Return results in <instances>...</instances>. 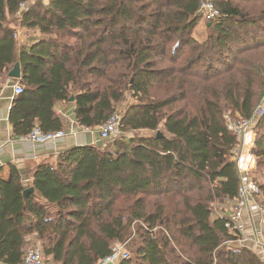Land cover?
Here are the masks:
<instances>
[{
    "label": "trees",
    "instance_id": "1",
    "mask_svg": "<svg viewBox=\"0 0 264 264\" xmlns=\"http://www.w3.org/2000/svg\"><path fill=\"white\" fill-rule=\"evenodd\" d=\"M201 1L0 0V80L19 62L23 87L8 114L14 136L63 130L58 102L97 128L126 96L122 130L155 132L119 137L114 153L69 148L27 182L9 166L1 264H23L36 243L53 264H98L117 244L128 254L117 264H264L229 244L239 235L213 206L231 203L240 181L224 113L250 119L264 102V0H212L220 17L198 41ZM16 25L41 37L20 43ZM255 129L264 205V109Z\"/></svg>",
    "mask_w": 264,
    "mask_h": 264
},
{
    "label": "built area",
    "instance_id": "2",
    "mask_svg": "<svg viewBox=\"0 0 264 264\" xmlns=\"http://www.w3.org/2000/svg\"><path fill=\"white\" fill-rule=\"evenodd\" d=\"M199 12L206 20H217L220 17L219 10L212 0H202ZM20 31L15 29L13 37L19 41ZM12 99L22 93L23 87L14 81L12 85ZM11 99V101H12ZM264 100V99H263ZM11 104L9 106V109ZM264 109V102L260 104L254 115L250 119H242L238 114L232 115L230 112L224 113L227 128L236 135V143L232 149V159L236 164L240 174V181L234 200L227 205H220L215 209L216 213L225 219V227L231 234H238V238L230 240L229 244L238 247H248L260 253L264 261V205L262 204L261 190L258 182L254 179L253 173L257 168V161L253 153L256 141L255 122L257 116L261 115ZM122 114L115 110L105 122L97 128L99 139L103 142L102 150L115 152V141L127 134V132L137 133L136 130L124 131L121 128ZM89 130L90 128H85ZM141 131V130H140ZM144 131V130H143ZM146 132H150L145 130ZM154 134L155 132H151ZM65 130L44 132L38 124H34L29 133L23 138L33 144H44L51 140H57L65 136ZM149 135V134H148ZM256 212L257 227L252 228L253 233L248 236L244 227L245 216H250ZM127 251L122 244L115 245L111 253L104 257L98 264H117L121 259L127 258ZM23 264H53L44 257L38 245L29 247L25 253Z\"/></svg>",
    "mask_w": 264,
    "mask_h": 264
},
{
    "label": "crops",
    "instance_id": "3",
    "mask_svg": "<svg viewBox=\"0 0 264 264\" xmlns=\"http://www.w3.org/2000/svg\"><path fill=\"white\" fill-rule=\"evenodd\" d=\"M39 33V32H38ZM23 40H21L22 42ZM13 80L8 76L0 80V178L10 176V167L13 166L27 182L32 175L33 166L48 158L54 161L58 153L76 146L91 145L101 148L104 144L99 139L95 129L86 130L78 126L73 117V105L58 102L55 111L64 120L65 136L42 144H33L23 137L14 136L12 126L8 121L9 106L12 99ZM259 215L254 212L245 216L244 227L250 236L252 228L257 227ZM260 255V253H258ZM261 256V255H260ZM1 264V263H0Z\"/></svg>",
    "mask_w": 264,
    "mask_h": 264
},
{
    "label": "rangeland",
    "instance_id": "4",
    "mask_svg": "<svg viewBox=\"0 0 264 264\" xmlns=\"http://www.w3.org/2000/svg\"><path fill=\"white\" fill-rule=\"evenodd\" d=\"M205 23L206 20L204 17H202L199 21V23L197 24V26L195 27L194 31H193V35L194 37L198 40V41H204L206 39V37L209 35V31L207 30V28L205 27ZM14 29H17L20 31V36H19V41L20 43H29V41L31 40V38H40L41 35L38 33L37 30L34 31H28L18 25L14 26ZM21 40H23L21 42ZM134 102V98L130 97V96H126V98L117 105L116 110L120 111V113H123L124 110L127 108L128 105L132 104ZM128 133H132V132H127ZM132 134H138V135H148V134H152L151 132H146L145 130H138L137 133H132ZM257 169V168H256ZM253 175H255V172L253 173ZM257 176V174H256ZM259 177V176H257ZM259 180V178H257ZM257 181V180H256ZM214 209H217L218 207H220V205L217 207L216 204L213 205ZM35 245H38L37 243ZM39 246V245H38Z\"/></svg>",
    "mask_w": 264,
    "mask_h": 264
},
{
    "label": "water",
    "instance_id": "5",
    "mask_svg": "<svg viewBox=\"0 0 264 264\" xmlns=\"http://www.w3.org/2000/svg\"><path fill=\"white\" fill-rule=\"evenodd\" d=\"M8 77L10 78V80H18L21 77V71H20V63L16 62L15 65L13 66V68L9 71L8 73ZM73 100V96H70V101ZM157 137L161 136V133L159 131H157L156 133ZM29 192H33V188H27L25 189L24 193L25 195L28 194Z\"/></svg>",
    "mask_w": 264,
    "mask_h": 264
}]
</instances>
